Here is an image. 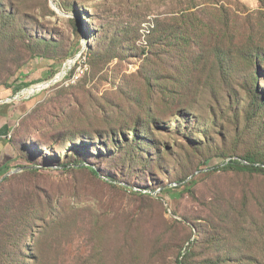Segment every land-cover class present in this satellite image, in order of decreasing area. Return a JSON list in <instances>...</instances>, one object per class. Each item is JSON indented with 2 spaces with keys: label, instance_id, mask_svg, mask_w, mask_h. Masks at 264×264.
I'll return each instance as SVG.
<instances>
[{
  "label": "rangeland",
  "instance_id": "rangeland-1",
  "mask_svg": "<svg viewBox=\"0 0 264 264\" xmlns=\"http://www.w3.org/2000/svg\"><path fill=\"white\" fill-rule=\"evenodd\" d=\"M260 18L264 0H0L9 171L33 167L0 178V264H179L191 244V264H264V172L224 169L264 164V68L216 57L264 45Z\"/></svg>",
  "mask_w": 264,
  "mask_h": 264
},
{
  "label": "trees",
  "instance_id": "trees-1",
  "mask_svg": "<svg viewBox=\"0 0 264 264\" xmlns=\"http://www.w3.org/2000/svg\"><path fill=\"white\" fill-rule=\"evenodd\" d=\"M189 23L193 24L191 22ZM258 24L264 28V19L260 18ZM235 36L236 37L233 38L232 41L233 45L229 46L228 48H224L223 46L220 45L216 47L217 50L216 57L220 65V68L226 69L227 66H229L232 61V58L227 56L228 50H232V52H234L237 60L241 59L246 63H255L260 67L262 66L264 68V45L261 44L259 41L258 42L256 41V39L254 38L255 36L254 33H251L249 39L245 42L244 40L242 41L240 39V37H242L241 34ZM244 160L247 161V163H245L243 160L231 159L224 166V169H234V170H242V171L254 170V171L264 172V167H262V165L264 164H257L259 163V161H256L249 157H245ZM10 169H11L10 167H5L4 169H2L0 175L7 173ZM91 170L96 174L98 173V171L93 167H91ZM5 180H9V178L6 177ZM199 231L201 232V229H199ZM246 238H250V236L248 235L246 236ZM193 248H194V244H191L188 255H186L185 260H179L178 261L179 264H191L190 260L194 254Z\"/></svg>",
  "mask_w": 264,
  "mask_h": 264
},
{
  "label": "crops",
  "instance_id": "crops-1",
  "mask_svg": "<svg viewBox=\"0 0 264 264\" xmlns=\"http://www.w3.org/2000/svg\"><path fill=\"white\" fill-rule=\"evenodd\" d=\"M21 105L0 100V173L5 167L12 169L18 158V148L14 142V133L23 117ZM0 175V178L3 177Z\"/></svg>",
  "mask_w": 264,
  "mask_h": 264
},
{
  "label": "water",
  "instance_id": "water-1",
  "mask_svg": "<svg viewBox=\"0 0 264 264\" xmlns=\"http://www.w3.org/2000/svg\"><path fill=\"white\" fill-rule=\"evenodd\" d=\"M65 74V71L61 72L56 78L55 80L59 79L61 76H63ZM20 96H16V97H13V98H19ZM12 99V98H11ZM29 168H33L32 166H21V167H18L16 168L15 170L13 171H9L7 172L3 177H2V180L5 179L8 175L12 174V173H15V172H19V171H24L26 169H29Z\"/></svg>",
  "mask_w": 264,
  "mask_h": 264
},
{
  "label": "bare ground",
  "instance_id": "bare-ground-1",
  "mask_svg": "<svg viewBox=\"0 0 264 264\" xmlns=\"http://www.w3.org/2000/svg\"><path fill=\"white\" fill-rule=\"evenodd\" d=\"M72 62V61H70ZM71 66V65H70ZM71 68V67H70ZM67 72V71H66ZM49 83H43V84H40V85H37V86H34V87H31L28 91L29 93H33L34 91L38 90V89H41V88H44L45 86H47Z\"/></svg>",
  "mask_w": 264,
  "mask_h": 264
}]
</instances>
